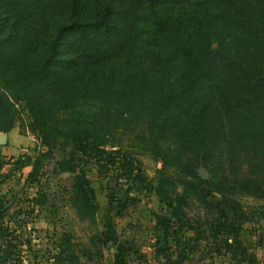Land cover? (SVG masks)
Listing matches in <instances>:
<instances>
[{"label":"trees","instance_id":"1","mask_svg":"<svg viewBox=\"0 0 264 264\" xmlns=\"http://www.w3.org/2000/svg\"><path fill=\"white\" fill-rule=\"evenodd\" d=\"M12 100L28 107L26 126L40 145L60 140L59 168L73 174L87 211L94 190L74 160L101 157L114 109L121 127L143 117L152 147L165 137L156 193L173 216L196 197L217 212L213 236L230 232L200 186L264 197V0H0V132L20 118ZM10 161L31 165L28 182L39 178V157ZM200 163L206 180L197 178ZM125 168L142 181L132 163ZM175 181L182 189L171 194ZM4 214L0 263L21 242ZM58 250L57 264L65 259Z\"/></svg>","mask_w":264,"mask_h":264},{"label":"rangeland","instance_id":"2","mask_svg":"<svg viewBox=\"0 0 264 264\" xmlns=\"http://www.w3.org/2000/svg\"><path fill=\"white\" fill-rule=\"evenodd\" d=\"M12 102L20 118L11 130L0 132L6 141L0 145V212L9 230H15L8 236L20 238L14 257H21L0 264H57L53 255L58 248L65 250L58 264H264V197L243 191L221 195L202 182V194L219 208L231 231L213 236L217 212H204L196 197L188 200L180 218L174 217L156 193L159 176H166V140L152 147L154 129L143 117L121 127L112 108L101 157L76 155L74 162L95 195L96 208L87 211L73 174L59 168L60 140L51 149L40 145L26 126L28 107ZM21 154L40 158L37 180H26L31 165L18 170L9 163ZM126 163H132L141 182L127 173ZM195 171L197 178H208L201 163ZM172 185L171 194L181 191V183ZM232 200L241 204V217Z\"/></svg>","mask_w":264,"mask_h":264},{"label":"water","instance_id":"3","mask_svg":"<svg viewBox=\"0 0 264 264\" xmlns=\"http://www.w3.org/2000/svg\"><path fill=\"white\" fill-rule=\"evenodd\" d=\"M5 143H6V141L3 140L2 138H0V145H3V144H5Z\"/></svg>","mask_w":264,"mask_h":264}]
</instances>
